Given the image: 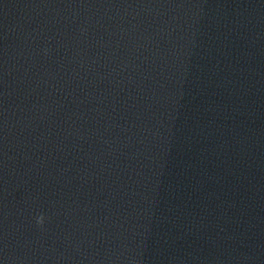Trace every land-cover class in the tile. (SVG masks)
Returning <instances> with one entry per match:
<instances>
[{
	"label": "water",
	"instance_id": "1",
	"mask_svg": "<svg viewBox=\"0 0 264 264\" xmlns=\"http://www.w3.org/2000/svg\"><path fill=\"white\" fill-rule=\"evenodd\" d=\"M0 264H264V0H0Z\"/></svg>",
	"mask_w": 264,
	"mask_h": 264
},
{
	"label": "clouds",
	"instance_id": "2",
	"mask_svg": "<svg viewBox=\"0 0 264 264\" xmlns=\"http://www.w3.org/2000/svg\"><path fill=\"white\" fill-rule=\"evenodd\" d=\"M45 222V217L43 215L39 216L37 218V223L40 224V225H43Z\"/></svg>",
	"mask_w": 264,
	"mask_h": 264
}]
</instances>
